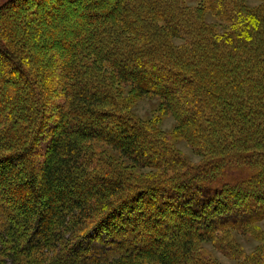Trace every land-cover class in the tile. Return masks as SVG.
Listing matches in <instances>:
<instances>
[{"label": "trees", "instance_id": "trees-1", "mask_svg": "<svg viewBox=\"0 0 264 264\" xmlns=\"http://www.w3.org/2000/svg\"><path fill=\"white\" fill-rule=\"evenodd\" d=\"M257 1L0 4V264H210L198 242L263 219ZM124 86L159 96L200 160L129 112Z\"/></svg>", "mask_w": 264, "mask_h": 264}, {"label": "rangeland", "instance_id": "rangeland-1", "mask_svg": "<svg viewBox=\"0 0 264 264\" xmlns=\"http://www.w3.org/2000/svg\"><path fill=\"white\" fill-rule=\"evenodd\" d=\"M4 0H0V4ZM184 2L190 6L197 7L204 0H184ZM251 5H257L259 1L257 0H247ZM37 14L31 13L30 16L33 18ZM36 18V17H35ZM207 19L210 22H217L216 19L211 15H207ZM33 23L35 19L33 18ZM180 42V40H175ZM55 51V50H54ZM62 51L57 53L50 52L51 55L60 56ZM59 73L56 65L50 66L48 69V74L53 75ZM54 77V76H53ZM58 88V87H53ZM121 94V100L127 110L145 121L153 130L167 137V141L188 156L193 162H198L200 156L196 155L192 148L189 146L186 140L178 138L174 135L177 120L170 113L164 110L161 98L154 94H146L134 98L130 95L131 89L128 86H124L119 89ZM57 98H52L51 100H56ZM51 100L49 103L51 104ZM91 147L96 149L98 152L109 156L114 162L122 166L126 164L127 160L123 159L118 153L114 152L110 146L103 142L95 141L91 143ZM222 245V247H221ZM226 245H230L228 248ZM227 248V249H225ZM197 249L199 253L207 255L210 264H264V217L261 221L253 224L250 229L246 232H240L236 230H226L215 234L210 240H203L198 242ZM9 264H14L10 262ZM22 264H28L25 260ZM142 264H158L155 261L142 262Z\"/></svg>", "mask_w": 264, "mask_h": 264}]
</instances>
